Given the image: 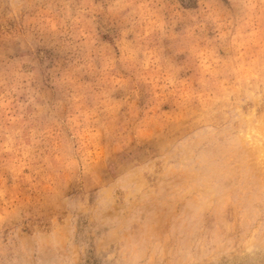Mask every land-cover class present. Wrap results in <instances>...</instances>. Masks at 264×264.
<instances>
[{
  "label": "rangeland",
  "instance_id": "1",
  "mask_svg": "<svg viewBox=\"0 0 264 264\" xmlns=\"http://www.w3.org/2000/svg\"><path fill=\"white\" fill-rule=\"evenodd\" d=\"M0 264H264V0H0Z\"/></svg>",
  "mask_w": 264,
  "mask_h": 264
}]
</instances>
